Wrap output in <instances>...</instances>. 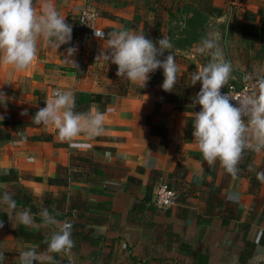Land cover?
Masks as SVG:
<instances>
[{"label": "crops", "instance_id": "0c3cea01", "mask_svg": "<svg viewBox=\"0 0 264 264\" xmlns=\"http://www.w3.org/2000/svg\"><path fill=\"white\" fill-rule=\"evenodd\" d=\"M41 2L35 3L38 14ZM51 2L72 26L71 44L55 50L40 39L37 58L27 71L0 65V91L9 98L6 108L0 106L4 117L0 131L10 136L0 139V195L13 194L18 208L31 209L34 219L30 228H13L0 210L4 264H19V253L30 247L47 248L45 237L58 229L43 224L39 213L44 208L57 220L73 225L75 246L68 253L54 254L55 264H264V245L260 244L251 258L241 259L244 241L255 243L264 228V183L257 180L256 173L252 179L248 176L249 166L256 171L263 168L264 150L252 152L245 174L235 179L218 162L208 166L193 141V127L188 126V119L193 124V113L201 110L199 105L192 106L195 95L164 101L161 86L151 82L153 73L146 87L130 82L125 96H113L105 107H90L106 113L104 131L94 139L78 137L77 142L84 145L79 148L61 142L52 127L20 126L31 123L55 90L71 91L81 102H87L89 94L115 91L120 80L117 66L96 61L101 48L107 47L106 39L98 40L94 32L77 26L75 19L82 10L89 8L98 14L94 28L105 34L121 30L142 33L145 23L132 3ZM211 3L239 12L240 25L245 22L244 11L262 8L264 13V0ZM236 39L243 47L237 52L238 65H232L233 70L238 69L241 78L264 76V47L258 39L245 33ZM229 45L224 43L228 62L227 49L232 54ZM72 46L78 49L73 57L77 67L65 63L62 56ZM183 57L187 64L176 62L180 65L177 77L203 65L200 55ZM193 108L198 109L190 111ZM25 110L27 115L22 116ZM151 128L161 133H152ZM177 165L185 169L184 176H173ZM59 172L64 174V183L50 184L48 180ZM166 182L185 200L161 209L154 205V193ZM220 201L233 204L236 217L224 215L226 209ZM246 224L250 225L247 230ZM181 243L191 252L182 250Z\"/></svg>", "mask_w": 264, "mask_h": 264}, {"label": "clouds", "instance_id": "9594fccd", "mask_svg": "<svg viewBox=\"0 0 264 264\" xmlns=\"http://www.w3.org/2000/svg\"><path fill=\"white\" fill-rule=\"evenodd\" d=\"M72 26L66 23L51 0H42L38 14L34 0H0V65L11 66L18 72L27 71L37 58V42H43L58 50L62 45L71 44ZM98 40H105L106 48H101L96 61L103 60L117 66L116 75L140 88L146 87L150 74L163 70L162 90L172 92L177 84L178 65L174 54L169 51L173 45L166 36L153 42L144 33L128 30L112 31L107 34L93 29ZM220 34L212 30L201 39L196 48L198 55L207 56L208 62L200 65L191 75V86L200 82L199 92L192 98V106L201 110L193 113V141L208 166L219 163L233 179L239 174L238 165L246 151L259 153L264 150V76H258L251 94L233 96L222 94L221 89L232 78V64L224 59ZM78 49L68 47L63 54L65 63L77 67L73 57ZM165 52L169 54L164 58ZM251 77L246 76L245 80ZM8 97L0 91V106L6 108ZM231 101H236L233 105ZM31 123L35 126L52 127L57 130L61 142L70 147L84 145L77 138L84 135L94 139L104 131L106 113L100 111L78 112L75 110V96L71 91L55 90L52 98L45 101ZM27 115V110L21 112ZM4 117L0 116V120ZM249 171H256L249 166ZM256 178L264 183V171H256ZM0 210L8 217L12 227L30 228L34 225L31 209H19L13 194L0 195ZM45 226H56L57 231L45 237L47 248L38 250L30 247L19 253V264H55L54 254H64L75 246L72 239L73 225L61 222L44 208L39 213ZM4 223L0 221V229ZM264 237V228L256 236L259 246ZM6 256L0 251V264Z\"/></svg>", "mask_w": 264, "mask_h": 264}, {"label": "trees", "instance_id": "16d2710c", "mask_svg": "<svg viewBox=\"0 0 264 264\" xmlns=\"http://www.w3.org/2000/svg\"><path fill=\"white\" fill-rule=\"evenodd\" d=\"M37 0H34V3H36ZM106 3L108 4H116L118 6H125L131 3H127L124 0H104ZM131 2V1H128ZM196 12L198 14H205L207 17L209 18H220L223 16L224 10L220 9V8H216L212 5L211 2H209V4L205 5L204 7L198 6L197 9H195ZM243 20L245 21L242 26H241V30L243 33L245 34H251L252 37L258 39L259 43L262 45V47H264V13L262 8H259L256 12H251V11H244L243 14ZM196 21H203L201 19L198 18H193L190 17L186 22H185V27L190 26L191 24H193V22ZM204 22V21H203ZM156 29L153 28L152 26H149L146 22L144 23L143 29H142V33H144L146 35L147 38L152 39L153 42L157 41L156 39ZM190 34V31H188L187 29H185L184 31L182 30V35H185V37H187ZM176 42V41H175ZM194 41L192 40H188L186 43L184 44H178L177 49H183L184 47H189ZM177 43V42H176ZM194 71L189 69V72L180 77H177V84L174 88V90L172 92H162V98L164 101H171L174 102L176 101L175 98H182L185 99L186 96L188 95H196L200 88H201V84L200 82H197V84L195 86H191V75ZM164 80V76H163V70L162 69H158L156 70L152 77H151V82L153 84H158L160 86H162ZM130 88V82L124 78H120V80L118 81L117 87L115 89V91L113 93H106V94H89L88 95V100L87 102H81L80 100L75 99L76 102V108L75 110L78 112H88L90 110V107L93 105H96L98 107H105L107 105H109L112 101L113 96H125L128 93V90ZM162 88V87H161ZM225 89L222 88L221 92H223ZM198 108H193L190 111H195ZM182 111L185 110L184 107L181 108ZM32 123H26V124H22L20 125L21 127L25 128L29 125H31ZM19 125V124H17ZM16 124H13V127L17 126ZM188 126L191 127L192 126V119L189 118L188 119ZM151 132L152 133H156V134H160L161 132H159V130L155 129V128H151ZM162 138L164 139V135L161 134ZM0 139H10L9 135H4L3 133H1L0 131ZM164 145V142H163ZM252 155V151H246L241 163L238 165L240 171L238 176H241L243 174H245L244 169L247 168L248 166V159L249 157ZM72 160H74V157H71ZM252 168H254L255 170H257L255 167L251 166ZM60 171V169H59ZM260 171H264V166ZM255 171H250L248 176L250 177V179H252L255 176ZM182 174L183 176L186 174V171L184 168L180 167V165L176 166V169L173 173V176L176 177L178 175ZM229 175V174H227ZM230 176V175H229ZM64 174H60V172L58 173V175L53 178V179H49L48 182L50 184L53 183H64ZM167 187L171 190H174L177 194V202H181L185 200V197L178 194L177 191L170 185V183L166 182ZM221 204H224L225 207V212L224 215L227 214V216L229 217V219H232L234 217H236V214L238 213L237 209L234 207L233 204L228 203V202H223L220 201ZM254 207V205H253ZM207 214L211 215L212 213L209 211L207 212ZM219 214V213H218ZM249 224H246V226L244 227L245 230H247L249 228ZM260 245H264V237H261ZM256 243H252L249 242L247 240L244 241V248L243 251L241 253V259L242 257H246V258H251L255 247H256ZM182 250L186 251V252H191L190 251V247L184 243L180 244ZM194 255H197L199 259H203L205 260L204 257H202V255L197 254L196 252L193 253Z\"/></svg>", "mask_w": 264, "mask_h": 264}, {"label": "rangeland", "instance_id": "374dc122", "mask_svg": "<svg viewBox=\"0 0 264 264\" xmlns=\"http://www.w3.org/2000/svg\"><path fill=\"white\" fill-rule=\"evenodd\" d=\"M124 1L135 5V9L138 11L140 21H149L152 24V27L156 29L155 34L157 40L162 38V36H166L170 40L173 47L169 51L174 54L175 60L178 64H187V59L184 58L183 55H198L196 48L199 46L201 39L204 38L209 31L215 30L219 32L220 37L222 38L225 45L230 42L229 49L232 51V54L230 55V51L227 49V57H230L229 62L232 65H238L237 52H239V50H241L243 47V44L238 42L239 40L236 39L235 42V38L243 34L240 32L242 25H240L241 16L239 15V12L235 10H224L223 17L217 20L215 18H209L205 14H198L195 10L198 6L204 7L205 5L209 4L211 0ZM190 17H193L194 19H201L204 22L196 21L190 26L185 27V22ZM185 29L190 31V34L187 37L182 35V30L184 31ZM248 35L251 36V34ZM188 40H192L194 42L189 47H184L183 49H180V52H177L176 50L178 44H184ZM168 54V52H165L164 57H160V59H164ZM200 56L202 57L201 63L206 64L209 58L204 55ZM241 79V74L238 72V69H234L232 72V78H230L228 84L234 83Z\"/></svg>", "mask_w": 264, "mask_h": 264}, {"label": "built area", "instance_id": "2783aa9c", "mask_svg": "<svg viewBox=\"0 0 264 264\" xmlns=\"http://www.w3.org/2000/svg\"><path fill=\"white\" fill-rule=\"evenodd\" d=\"M98 18V14L89 8H85L82 10L76 20L77 26L84 31H92L96 20ZM258 76H253L249 80H245L243 77L241 80H237L234 83H229L226 85L222 94L229 93L233 96H239L243 94H251L255 89L252 87L255 79ZM233 105H237L236 101H231ZM177 203V194L174 190H171L167 187L166 183H160L154 193V205L161 209H168L170 207L175 206Z\"/></svg>", "mask_w": 264, "mask_h": 264}, {"label": "water", "instance_id": "95a60500", "mask_svg": "<svg viewBox=\"0 0 264 264\" xmlns=\"http://www.w3.org/2000/svg\"><path fill=\"white\" fill-rule=\"evenodd\" d=\"M220 44H221V46H222V52H223V56H224V59L226 60V54H225V49H224V42H223V40H222V38L220 37Z\"/></svg>", "mask_w": 264, "mask_h": 264}]
</instances>
